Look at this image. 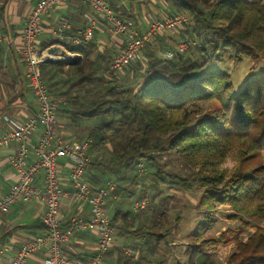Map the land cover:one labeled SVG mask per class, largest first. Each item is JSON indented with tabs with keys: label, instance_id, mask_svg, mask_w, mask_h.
<instances>
[{
	"label": "trees",
	"instance_id": "1",
	"mask_svg": "<svg viewBox=\"0 0 264 264\" xmlns=\"http://www.w3.org/2000/svg\"><path fill=\"white\" fill-rule=\"evenodd\" d=\"M128 2L133 4L132 0ZM135 3L148 8L152 0ZM110 5L114 10L122 8L135 20L123 5ZM154 6V15L147 18L146 25L154 18L177 13L186 14L189 23L156 33L144 46L142 58L125 67L122 74L110 69L115 54L112 56L107 48L95 51L93 40L84 48H67L81 57L67 67L71 71L53 62L39 64L42 76L51 73L48 81L63 74L60 93L66 94V99L58 101L57 115L61 113L73 126L90 122L85 124L89 131L83 136L88 141V151L110 145L112 160L90 161L86 179L96 188L113 181L108 180L109 176H115L112 196L134 194L123 187L122 179L139 165L156 188L192 190L188 178L163 168L165 146L195 170L203 188L198 205L205 210L204 220L189 235L186 261L177 264H217L206 247L219 241L234 243L224 264H264V224L255 226L246 238H242L240 230L231 237L225 232L217 237L203 236L217 205H227L232 218L264 221V77L254 79L233 95L228 74L203 71L211 60H237L243 53L264 58V1L158 0ZM176 32L180 37L170 50L181 41L188 46L165 59L163 52L170 48L165 45ZM48 87L56 98L57 89ZM203 102L210 108L197 114ZM230 160L233 165L223 167ZM136 183L135 175L131 184L134 187ZM131 203L127 207L115 204L108 217L115 240L126 242L124 248L112 247L108 253H115V264H149L143 254L135 258L133 254L126 255L124 249H132L128 247L132 242L143 246L150 243L149 252L154 253L155 247L169 243L170 230L164 211L154 213L150 222L137 223L136 216L144 206L133 210L135 201Z\"/></svg>",
	"mask_w": 264,
	"mask_h": 264
},
{
	"label": "built area",
	"instance_id": "2",
	"mask_svg": "<svg viewBox=\"0 0 264 264\" xmlns=\"http://www.w3.org/2000/svg\"><path fill=\"white\" fill-rule=\"evenodd\" d=\"M65 0H36L31 6L20 31L19 54L23 63V76L27 88L32 92L37 110L23 120H12L0 137V145L13 144L7 156L9 166L16 178L7 191L0 188V214L7 213L12 204L20 201L41 203L44 211L41 217L42 232L20 244L7 264H26L34 251L45 249L44 264H103V256L115 245L114 229L110 226L105 211L107 199L115 190L113 181L105 186L92 187L86 179L88 169V141L70 140L56 132L58 100L51 94L39 69L44 61L45 49L38 45L41 32L42 15L60 6ZM92 11L87 22L74 30L69 36L76 48H84L94 37L96 27L110 32L121 39V47L110 64L113 72H122L125 67L142 58V50L152 41L156 33L174 29L189 23L184 13L154 18L146 26L139 27L133 19L125 15L122 8L114 10L108 0H86ZM101 18L107 24L99 23ZM71 24L62 21L54 33L57 36L70 31ZM4 34L0 30V41ZM188 46L181 41L175 49L163 52L165 59H171L174 51L182 52ZM59 60L60 57H50ZM33 139H35L33 141ZM31 152L33 154L31 155ZM61 162L67 167V181L73 191L78 207H88L89 216L72 215L66 221L60 217V199L64 196ZM140 171L142 166L139 165ZM144 206L135 202L133 210ZM96 229L95 252L87 258L66 255L62 246L75 231ZM7 250L6 246L0 252ZM126 255L134 254L130 248L124 249ZM0 264H5L0 255Z\"/></svg>",
	"mask_w": 264,
	"mask_h": 264
},
{
	"label": "crops",
	"instance_id": "3",
	"mask_svg": "<svg viewBox=\"0 0 264 264\" xmlns=\"http://www.w3.org/2000/svg\"><path fill=\"white\" fill-rule=\"evenodd\" d=\"M35 1L0 0V30L4 34V39L0 41V137L8 128L10 121L23 120L37 110L33 94L24 82L23 63L18 51L21 44V28ZM108 1L110 4L117 3L119 6L123 5L126 10H129V14L133 13L135 17V20H133L141 28L146 25L147 18L154 15V4L158 3V0H152V3L146 8L143 3H135L138 0H132L133 4L131 6L129 2L127 3L128 0ZM92 14L86 0H65L60 6L44 13L42 15L41 32L38 35L39 48L43 49V45L46 48L52 45H48L50 41L55 40L56 42L53 44L60 45L68 52L69 56L74 57L73 59L79 57V53L67 50L69 47L76 48L69 36L73 35L76 28L82 27ZM62 21H68L72 27L68 33L57 36L54 31ZM92 40L95 43V51H103L107 48L111 50L112 56L121 47V39L119 37L109 35L108 32L98 26L94 31ZM62 65L64 66V70H72L71 68H67L72 64ZM49 75H51L50 72L47 76L43 77L45 81L47 80L46 83L52 85V89H54L53 82L57 79V75L48 81ZM60 76L63 77V74ZM57 119L58 122L55 129L57 133L62 134L70 140L80 141L83 139L85 133H81L80 131L83 128H88V125L73 126L67 118L62 117L61 113L57 115ZM13 146V144L6 147L0 145V188L3 192L7 191L9 185L16 178L15 171L9 166L6 159L7 154L13 150ZM29 156L33 157L32 152ZM61 164L62 183L65 194L60 199V217L64 221L75 214L86 218L89 216L88 207L85 204L78 207V203L74 201L73 191L67 181V167L62 162ZM118 200V195L110 196L107 199L105 211L108 217L111 215L114 205L118 203ZM43 211L44 206L41 203L35 201L23 203L18 201L12 204L7 213L0 214V249L5 246L7 248V250L0 252V255L5 264L14 255V252L21 243L42 232L41 217ZM96 232V229L75 231L62 246L63 252L72 257L87 258L91 256L95 252ZM125 243H121L120 240L116 239L113 248H120V246L124 248ZM44 257L45 249H38L31 253L26 264H44ZM115 263V253L107 252L104 254L103 264Z\"/></svg>",
	"mask_w": 264,
	"mask_h": 264
},
{
	"label": "rangeland",
	"instance_id": "4",
	"mask_svg": "<svg viewBox=\"0 0 264 264\" xmlns=\"http://www.w3.org/2000/svg\"><path fill=\"white\" fill-rule=\"evenodd\" d=\"M179 37L180 35L177 34V32L176 34L173 33L172 37L168 38L169 44L165 43V46L170 47L166 48V50L171 49L172 44H175L176 39L178 38L179 40ZM156 43L159 44V42ZM203 71L228 74L231 82L230 90L234 95L254 79L264 77V58L253 57L250 54L243 53L237 60H211L206 64ZM114 73L117 75L122 74V72ZM60 75L62 74L58 73L57 79L53 82L55 83L53 87L57 89V92L54 94L58 101H62L63 98L66 99V94L60 93V88L63 85V80L61 79L62 76ZM69 92L72 94V91ZM209 108L210 104L203 102L199 104L197 114L203 113L204 110ZM82 123L88 124L90 122L84 121ZM87 130L89 131L88 128H83L80 132L86 133ZM88 158L89 162L96 159L105 163L110 162L112 160L110 145L96 147L92 151H88ZM162 162L163 168L168 173H174L188 178L192 183L193 189L186 191L174 189L168 186L156 188L146 170L140 171L138 168L135 171L129 172L123 176V187L133 190L134 194L129 197L126 193H117L119 197L118 205H124L126 207L130 206L132 205V200L133 202H143L144 207L136 216V218L138 217L136 219L137 223L150 222L149 219L154 213L159 214V212L161 213L164 211L163 218L167 221V227L170 230L169 243L165 245L162 244L157 248L155 247V252L151 253L149 252L151 251L150 243L143 246L142 244L132 242L133 244L131 243L128 247L132 248L131 250L133 251V256L135 258L138 257V254H143L148 261H150L149 264H159V261H162L163 264L184 263L187 258L185 248L191 241L189 235L196 229L197 225L202 223L204 220L203 215L205 210L202 206L198 205L199 197L203 188L196 180L197 176L195 174V170L190 165L186 164L183 158L169 150L166 146L162 151ZM232 165L233 162L230 160L227 161L223 167L229 169ZM97 175L98 177L100 175L101 179L103 178L101 174ZM135 175L137 183L133 187L131 179ZM109 177L108 180H116L113 175ZM159 192L162 193L160 196L158 195ZM230 214L231 211L227 205H217V210L211 213V221L209 222L210 226L203 231V236L217 237L220 233L225 232L227 237H231L232 233L240 230L242 232V238H246L248 233L254 230L255 226L264 224V221L246 217L232 218ZM140 246L142 247L140 248ZM137 248L140 249V251H138ZM233 250L234 243L232 241L227 242V244L219 241L206 247V251L210 252L212 258L217 264H224L227 257L233 252Z\"/></svg>",
	"mask_w": 264,
	"mask_h": 264
},
{
	"label": "water",
	"instance_id": "5",
	"mask_svg": "<svg viewBox=\"0 0 264 264\" xmlns=\"http://www.w3.org/2000/svg\"><path fill=\"white\" fill-rule=\"evenodd\" d=\"M67 55H68V52L64 48H62L60 45L52 44V45L45 48L46 58L44 59L43 62H53V63H57V64L69 65V64L77 63L81 59L80 56L75 58V59H70L68 61L54 60V59L50 58V57H63V56H67Z\"/></svg>",
	"mask_w": 264,
	"mask_h": 264
},
{
	"label": "bare ground",
	"instance_id": "6",
	"mask_svg": "<svg viewBox=\"0 0 264 264\" xmlns=\"http://www.w3.org/2000/svg\"><path fill=\"white\" fill-rule=\"evenodd\" d=\"M62 60H64V61H68V60H70V59H73L74 57L73 56H69V55H67V56H63V57H60Z\"/></svg>",
	"mask_w": 264,
	"mask_h": 264
}]
</instances>
